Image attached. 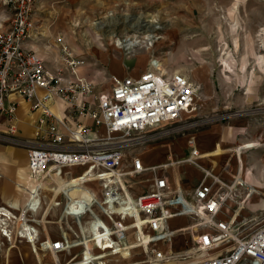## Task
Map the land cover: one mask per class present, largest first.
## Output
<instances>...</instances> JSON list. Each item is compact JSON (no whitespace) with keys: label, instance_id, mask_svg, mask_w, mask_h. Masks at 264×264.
Returning a JSON list of instances; mask_svg holds the SVG:
<instances>
[{"label":"built area","instance_id":"2783aa9c","mask_svg":"<svg viewBox=\"0 0 264 264\" xmlns=\"http://www.w3.org/2000/svg\"><path fill=\"white\" fill-rule=\"evenodd\" d=\"M4 2L12 18L9 28L0 31V114L8 121L9 135L0 138L28 150V201L40 199L47 182L56 184L67 169H84L73 178L86 187L91 183L98 187L91 186L92 198L83 209L80 198H67L68 186L58 190L67 201L64 211L69 202L75 207L74 219L93 218L87 235L41 243L55 264H112L117 251H125L132 231L140 233L139 243L152 248L154 264L175 263L174 253L160 247L171 244L184 230L172 222L185 218L198 230L193 249L182 258L192 262L183 264H264V224L244 235L220 217L227 200L225 190L233 192L236 187L204 169L197 148L179 162L204 171L190 197L171 184L172 161L147 166L136 152L168 135L173 130L167 127L180 123L192 111L198 90L190 79L181 73H163L155 62L139 76H112L109 90L98 92L83 74L85 60L73 56L68 48L62 51L60 65L51 69L26 46L42 34L37 32L41 0ZM16 98L29 103L37 115L30 138L18 136ZM73 246L83 247L80 257L61 263L57 256ZM209 253L218 254L200 259Z\"/></svg>","mask_w":264,"mask_h":264},{"label":"rangeland","instance_id":"374dc122","mask_svg":"<svg viewBox=\"0 0 264 264\" xmlns=\"http://www.w3.org/2000/svg\"><path fill=\"white\" fill-rule=\"evenodd\" d=\"M115 1L41 0L37 32L42 34L32 40L34 47L40 49L38 54L53 67L68 48L73 56L85 60L83 74L98 92L109 90L112 76L141 74L152 69L155 62L164 73L188 77L198 90L190 118L185 115L180 123L167 127L172 132L136 152L144 161H151L150 165L172 161L169 176L190 197L204 171L179 162L190 157L192 148H197L201 166L230 187H236L233 192L225 190L227 200L220 217L242 234L250 235L264 224V0H123V4L117 5ZM147 36L154 37L149 48L143 43ZM127 40L141 43L131 50L115 47L117 41L124 44ZM249 144L255 146L241 149ZM216 150L221 155L208 158ZM167 152L171 154L167 156ZM211 161L216 162V168ZM84 171L67 169L56 184L47 182L44 191L50 190L49 197L63 205L58 216H48V221L43 222L48 210L44 197L35 220L27 211L18 214L19 218L14 215L11 241L0 237V264H4L7 250L12 253L7 255L10 260L5 264H55L54 257L41 243L80 237L81 230L74 227V221L64 211L65 196L52 191L60 190L59 185ZM92 185L98 189L94 183L87 188ZM251 187L256 193L248 197ZM24 217L44 239L37 244L41 262L17 248L27 244L18 239ZM172 223L184 230L177 233L171 244L160 248L174 253L177 262L172 264L192 262L182 258L193 249L198 228L192 227L187 218ZM151 249L144 251L140 247L132 260L121 264H154ZM82 252L83 247L73 246L57 257L61 263H69ZM216 254L199 257L211 258Z\"/></svg>","mask_w":264,"mask_h":264},{"label":"crops","instance_id":"0c3cea01","mask_svg":"<svg viewBox=\"0 0 264 264\" xmlns=\"http://www.w3.org/2000/svg\"><path fill=\"white\" fill-rule=\"evenodd\" d=\"M138 2L146 3L144 0H137ZM163 0H156V2H161ZM113 4V3H111ZM117 4H123V0H116L115 5ZM12 18V10L6 6L4 0H0V31L7 30L10 25V21ZM34 42L29 41L26 46L28 48L34 49L37 53L40 52V49H37L38 47H34ZM61 58L58 61V65L56 66H48L51 69H55L57 66L61 63ZM128 75H134L139 76L140 74H127L124 76H118V77H125ZM18 102V122H17V129H18V136L19 137H27L30 138L34 135L35 128H36V121H37V115L33 114L31 112V106L26 101H23L21 98H16ZM63 106L60 108L62 110ZM88 124H92L91 121L85 120ZM8 121L6 117L3 114H0V135H9L8 130ZM217 149V148H216ZM166 152H163L165 154ZM167 156L171 154V152H167ZM142 157V156H141ZM143 159V157H142ZM144 161V159H143ZM154 162V160H152ZM145 165H150L151 161H144ZM162 164V163H161ZM159 165V164H155ZM178 182L179 178H177ZM170 182L173 186L177 182L172 181L170 178ZM29 185V165H28V150L25 147H22L19 144L5 142L0 138V215L3 218L4 216L2 213L8 212V214L12 215L13 219H16L14 215H16L18 218V214H23L26 211L27 205L29 203V198L26 194L25 188ZM47 190V189H46ZM44 191V204L48 205V210L43 215V222L48 221V216L54 215L55 217L58 216L59 210H53L49 206V200L52 201V203H56L57 199L54 197H49L48 194H50L49 191ZM194 191V189H193ZM47 193V194H45ZM52 193H54L52 191ZM57 192L56 194H58ZM78 194L79 197H81V194L79 195L78 192H74ZM189 193V192H187ZM58 202V201H57ZM51 203V204H52ZM35 220V213L34 211L30 210V217L32 219V216ZM14 216V217H13ZM5 219V217H4ZM73 219L71 218V221ZM89 220V219H88ZM183 220V219H182ZM7 221V220H6ZM3 221L2 225H6L8 221ZM74 221V220H73ZM27 224V221L24 222ZM38 223V220H37ZM74 227L78 228L75 221H74ZM9 228L11 229L13 225V221H10L8 224ZM87 225V224H86ZM88 227V225H87ZM131 235H129L130 238ZM3 239V238H1ZM43 238H41V235H39V239H36L37 244H39ZM46 240V239H45ZM60 240V239H58ZM57 241V240H55ZM54 242V241H53ZM18 248V247H17ZM19 251H22L18 249ZM12 253V252H11ZM10 253V254H11ZM6 254L4 253L3 257L6 258ZM8 258V257H7ZM5 264V261H4Z\"/></svg>","mask_w":264,"mask_h":264},{"label":"bare ground","instance_id":"6f19581e","mask_svg":"<svg viewBox=\"0 0 264 264\" xmlns=\"http://www.w3.org/2000/svg\"><path fill=\"white\" fill-rule=\"evenodd\" d=\"M151 23H154L151 21ZM153 38L154 37H151V36H147L145 39L146 41L144 40L143 43L146 47L149 48V46H151L154 41H153ZM141 42L138 41V40H135V41H132V40H127V42H125L124 44L120 41H117V45L115 47L117 48H120L122 50H131L133 49L136 45H139ZM158 68L161 72H163L162 68L160 67V65L158 64ZM166 72V71H165ZM164 73V72H163ZM196 104V103H195ZM194 104V106H195ZM193 106V108H194ZM194 110L190 111L186 116L188 117ZM190 118V117H188ZM253 146H255L254 144H249V145H244L243 147H241V149H247V148H252ZM239 149H237L238 151ZM239 152V151H238ZM238 154V153H237ZM221 155V152L220 150H216L215 153L211 156H209L208 158H215V157H218ZM213 166L216 168L217 167V164L216 162L214 161H211ZM239 181V180H238ZM238 183V182H237ZM87 185V184H86ZM62 189L64 188V186H68V190L65 192V194L67 195V198L68 199H73L75 197L77 198H80L81 201H82V204L81 205V209H83L84 207V203L89 201V199L92 198V193L90 192L89 188H87L85 185H84V182L80 181L79 179H75V178H72L71 181H69L68 183H64V185H59ZM59 189L55 190L56 192L54 193H57ZM74 192H78L79 195L81 194V197L78 196H72ZM254 193H256L255 189L251 187V191H250V194L248 195V197H250L251 195H253ZM44 196L42 195L41 198H43ZM41 198L40 199H36V200H32V203H30L31 201H29L28 205H27V208H26V211L27 213L29 212V215H30V210L34 211L35 215L34 217L37 216L38 212H39V207L41 206ZM59 203V204H58ZM68 207L66 206V214H68L69 216H71L72 212L75 211V207H74V204L73 203H69L68 202ZM49 206L51 207V209L53 210H60V201L59 202H56V203H50ZM25 211V212H26ZM2 215L5 217L2 218L1 215H0V237L2 236L3 238H7L8 240L11 241V235L10 234V228L8 225H2L3 221L7 220V221H12V215L7 214L6 213H2ZM32 216V214H31ZM14 217V216H13ZM71 218H73V220L75 221L77 227L81 230L82 233H86V235L88 233H90L91 229H90V225L92 223V216H87L85 217L84 219H81V220H78V219H74L73 216H71ZM61 219V218H60ZM89 219V220H88ZM32 220H34L33 216H32ZM32 220H29V221H32ZM141 219L139 218L138 216V220H137V224L140 225L141 224ZM26 221L25 217L22 219V228L23 230L21 231L20 235H19V238L18 239H21L22 241L23 240H26L27 244L26 245H20V247H18V249L22 250V251H27L28 254H30L34 259H36L38 262H41L42 261V258H41V255L40 253L38 252V248H37V242H36V239H39V232L38 230L36 229H32L28 224H25L24 222ZM9 223V222H8ZM7 223V224H8ZM88 227H87V225ZM24 227L26 229V232L24 230ZM35 233V235L33 234ZM134 235H131L130 238H129V241L130 243H128V246L125 248V251H122L121 250H118L117 253H119V251L121 252L120 254H115L112 258V263L114 264H121V261H130L133 259V254L136 253L137 249H139L141 247L142 250L146 251L147 250V244H144V243H139L138 242V239L140 238V233L139 232H134L133 233ZM135 237V238H134ZM17 239V240H18ZM135 239V241H134ZM8 241V242H10ZM17 242H15V246L17 247L16 245ZM99 245L101 246V248H104V244L103 242L99 241L98 242ZM90 244L88 243V246ZM1 247V245H0ZM1 250V249H0ZM148 251V250H147ZM138 252V251H137ZM5 253H11L10 250H7L5 251ZM9 254H6L9 255ZM54 259V258H53ZM10 258H5L4 261H9ZM55 261V260H54ZM130 263V262H129Z\"/></svg>","mask_w":264,"mask_h":264}]
</instances>
